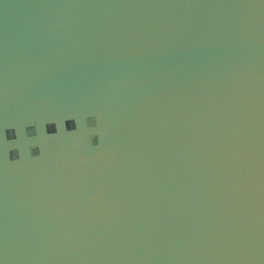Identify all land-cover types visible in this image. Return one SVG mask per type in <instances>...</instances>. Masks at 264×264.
Returning a JSON list of instances; mask_svg holds the SVG:
<instances>
[{"label": "water", "instance_id": "95a60500", "mask_svg": "<svg viewBox=\"0 0 264 264\" xmlns=\"http://www.w3.org/2000/svg\"><path fill=\"white\" fill-rule=\"evenodd\" d=\"M0 264H264V0H0Z\"/></svg>", "mask_w": 264, "mask_h": 264}]
</instances>
